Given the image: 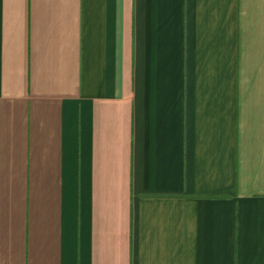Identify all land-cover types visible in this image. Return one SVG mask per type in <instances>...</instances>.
I'll return each mask as SVG.
<instances>
[{
  "label": "crops",
  "instance_id": "0c3cea01",
  "mask_svg": "<svg viewBox=\"0 0 264 264\" xmlns=\"http://www.w3.org/2000/svg\"><path fill=\"white\" fill-rule=\"evenodd\" d=\"M0 264H264V0H0Z\"/></svg>",
  "mask_w": 264,
  "mask_h": 264
}]
</instances>
